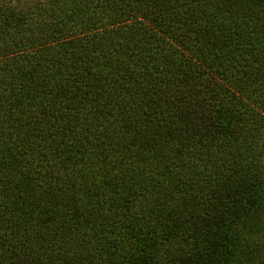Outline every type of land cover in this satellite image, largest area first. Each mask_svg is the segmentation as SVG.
<instances>
[{
	"label": "trees",
	"instance_id": "trees-1",
	"mask_svg": "<svg viewBox=\"0 0 264 264\" xmlns=\"http://www.w3.org/2000/svg\"><path fill=\"white\" fill-rule=\"evenodd\" d=\"M0 264H264V0H0Z\"/></svg>",
	"mask_w": 264,
	"mask_h": 264
}]
</instances>
